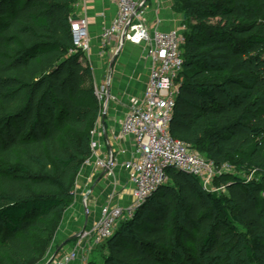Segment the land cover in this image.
<instances>
[{
    "label": "trees",
    "instance_id": "obj_1",
    "mask_svg": "<svg viewBox=\"0 0 264 264\" xmlns=\"http://www.w3.org/2000/svg\"><path fill=\"white\" fill-rule=\"evenodd\" d=\"M72 1L0 0V264L40 259L45 249L37 253L34 237L49 240L45 222L71 205L90 155L99 104L72 45ZM186 4L170 133L217 164L252 146L250 162L263 166L264 0ZM168 176L106 240L101 264H160L158 250L184 264L185 243L197 264H215L235 244L264 262L262 182L223 174L224 193H209L192 175Z\"/></svg>",
    "mask_w": 264,
    "mask_h": 264
},
{
    "label": "built area",
    "instance_id": "obj_2",
    "mask_svg": "<svg viewBox=\"0 0 264 264\" xmlns=\"http://www.w3.org/2000/svg\"><path fill=\"white\" fill-rule=\"evenodd\" d=\"M144 0H114L117 12L112 23L101 33L100 45L105 47L112 37L134 44H144L150 62L149 74L140 95L133 96L120 124V135L129 137L132 155L123 167L132 185L133 201L127 206L105 203L100 208L99 218L90 229L77 235L74 247L63 254L51 256L44 264H70L84 250H92L110 238L116 226L124 218L132 216L146 199L161 185L169 181L168 170L174 169L196 177L205 192L225 189L216 181L229 172L226 163L217 164L212 159L193 149L189 143L174 138L170 133V122L175 98L183 69V29L161 30L147 25L144 11L140 8ZM72 45L75 50H89L88 19L85 16L68 19ZM93 92L104 107L105 84L95 85ZM95 129L90 130V154L99 148L94 138ZM87 159V158H86ZM85 159V160H86ZM111 159L97 157L95 168L108 170Z\"/></svg>",
    "mask_w": 264,
    "mask_h": 264
},
{
    "label": "crops",
    "instance_id": "obj_3",
    "mask_svg": "<svg viewBox=\"0 0 264 264\" xmlns=\"http://www.w3.org/2000/svg\"><path fill=\"white\" fill-rule=\"evenodd\" d=\"M72 3L71 16H85L88 19L89 50L83 54L95 83L92 86L84 85L94 87L97 83L105 84L109 95L103 101L101 117L91 127L95 129L94 138L100 148L84 160L75 176L73 202L63 210L62 222L53 242L56 244V255L74 247L78 233L90 229L97 221L103 204L124 207L133 201L132 185L123 167L124 161L132 155V145L129 137L120 135V124L130 98L143 91L150 68L144 44L125 40L120 45V40L112 37L105 47L100 45L102 31L116 16L114 0H73ZM140 8L151 28H179L184 19L183 13L176 9L175 0H144ZM81 58V63L87 67ZM179 81H182V75ZM101 156L111 159L110 174L108 170L95 168V160ZM89 253V250L81 251L70 264H86Z\"/></svg>",
    "mask_w": 264,
    "mask_h": 264
},
{
    "label": "rangeland",
    "instance_id": "obj_4",
    "mask_svg": "<svg viewBox=\"0 0 264 264\" xmlns=\"http://www.w3.org/2000/svg\"><path fill=\"white\" fill-rule=\"evenodd\" d=\"M186 2H187V0H175L176 9L178 11L182 12L181 9L182 8L184 9L187 6ZM194 22H195V19L191 18L190 24L194 23ZM214 22H215V19L210 21V23H214ZM182 26L185 27L183 29V36H184L185 31H190V30L188 28V24L185 26L182 22L181 26L179 28H181ZM81 53L83 55V57L81 58L82 61L84 62V64H87V77H86V80L84 83H86V85L88 84L89 86H92L95 83V81L90 76V67H89L88 60H87L86 56L83 54V52H81ZM97 85H98V83H97ZM96 101L99 104V111H98L97 117H96V120H97L101 117V114L103 112V110H102L103 106L101 105V103L97 99H96ZM251 149H252V146H249L245 150H243L241 153H238V154L234 155L233 157H229L226 160V162H224L228 165V169H229L228 171L229 172L224 173V174L228 176L227 178L229 181H231V178H233L235 176V177H238L239 179H241L242 181L243 180H245V181H253L254 180V181L262 182L264 184V165L263 166H257V165L252 164L250 162ZM201 154L204 155V153H201ZM237 164L242 165V167L237 168L236 167ZM74 181H75V178H74ZM217 193H224V190L219 191ZM261 195L264 196V191L261 193ZM133 215H134V213L132 214V216H130L128 218H124V220H128V219L132 218ZM62 218H63V211L56 213L55 217L52 220H46L45 223L50 229V232L47 236V239H49L50 241L48 240L46 242V239H44V238L42 239V238H39L38 236L34 237V243H35L37 253L42 254V251L44 249H45V251L40 256V259H37L33 264H44L51 256L56 255V254H54L56 244L55 243L53 244V242L56 241L57 230H58V228L62 222ZM122 221L119 222V224L116 226L115 230H117V228L120 227V225L122 224L121 223ZM238 228H239L240 232H242V233L245 232L244 228L241 224L238 225ZM104 242L101 245H99L98 247L93 248L92 250L89 251L90 253L87 256L86 263H88L89 261H92V262H96L98 264H101L103 262V255H104V253H106L108 241L107 242L104 241ZM156 253L160 257V261H161L160 264H173L172 263L173 262L172 251H170V250H158ZM178 253L180 254L184 264H197V262H196L197 256L194 254V250H193L191 244L185 243L183 245V249L180 250ZM258 255H259V253H258ZM240 261H243L241 264H264V262L261 259L260 260L258 259L256 262H250L239 244H235L234 248L230 252L222 251V252L218 253V260L215 264H239L238 262H240ZM27 263H28V261H25V262L13 261V262H11V264H27Z\"/></svg>",
    "mask_w": 264,
    "mask_h": 264
},
{
    "label": "water",
    "instance_id": "obj_5",
    "mask_svg": "<svg viewBox=\"0 0 264 264\" xmlns=\"http://www.w3.org/2000/svg\"><path fill=\"white\" fill-rule=\"evenodd\" d=\"M125 41V36H124V33L121 35V39H120V45L123 44V42ZM106 95L108 96L109 95V92H108V89L106 88ZM54 256V255H53Z\"/></svg>",
    "mask_w": 264,
    "mask_h": 264
}]
</instances>
